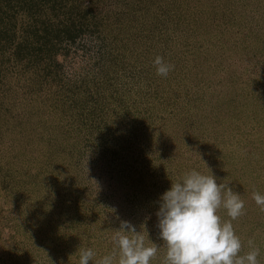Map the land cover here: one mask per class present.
I'll return each mask as SVG.
<instances>
[{
    "label": "rangeland",
    "instance_id": "374dc122",
    "mask_svg": "<svg viewBox=\"0 0 264 264\" xmlns=\"http://www.w3.org/2000/svg\"><path fill=\"white\" fill-rule=\"evenodd\" d=\"M191 169L239 192L264 264V0H0V264L98 260L122 220L163 264L158 199Z\"/></svg>",
    "mask_w": 264,
    "mask_h": 264
},
{
    "label": "clouds",
    "instance_id": "9594fccd",
    "mask_svg": "<svg viewBox=\"0 0 264 264\" xmlns=\"http://www.w3.org/2000/svg\"><path fill=\"white\" fill-rule=\"evenodd\" d=\"M153 64L158 75L167 76L173 65L157 56ZM252 198L264 210V194L254 191ZM158 236L166 252L163 264H259L260 250L253 239L249 251L241 254L242 243L232 221L244 213L239 192L226 183H218L211 172L206 175L191 169L172 182L158 199ZM225 209L229 220L218 214ZM113 250L95 259L93 248H80L78 264H152L159 245L138 231L130 221L122 220L111 237Z\"/></svg>",
    "mask_w": 264,
    "mask_h": 264
}]
</instances>
